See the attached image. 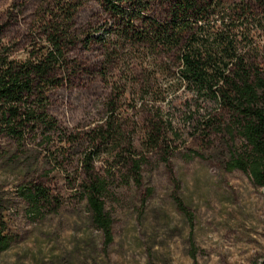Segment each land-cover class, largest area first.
I'll list each match as a JSON object with an SVG mask.
<instances>
[{"label": "rangeland", "instance_id": "rangeland-1", "mask_svg": "<svg viewBox=\"0 0 264 264\" xmlns=\"http://www.w3.org/2000/svg\"><path fill=\"white\" fill-rule=\"evenodd\" d=\"M56 1L0 0V43L26 57ZM75 2L65 81L47 92L64 134L46 142L37 131L21 144L0 134V220L9 239L0 264H264V187L234 165L245 141L231 115L173 83L176 66H149L102 0ZM142 72L152 76L149 87L132 83ZM115 82L127 92L111 111ZM110 115L122 134L94 160L107 180L108 243L81 185L88 131ZM133 157L142 159L139 182ZM37 185L48 193L38 210L20 193Z\"/></svg>", "mask_w": 264, "mask_h": 264}, {"label": "trees", "instance_id": "trees-1", "mask_svg": "<svg viewBox=\"0 0 264 264\" xmlns=\"http://www.w3.org/2000/svg\"><path fill=\"white\" fill-rule=\"evenodd\" d=\"M102 2L115 19L122 21L119 36L143 47L149 66L161 72L176 66L178 71L170 79L173 83L231 115L245 141L233 153L234 165L255 185L264 187V0H155V5L143 0ZM77 9L75 0L50 4L43 40L24 58L13 56L0 43V134L11 136L19 144L37 131L46 142L52 135L64 134L47 110V92L65 81L67 52L75 42L71 26ZM4 28L0 24V37ZM142 73L144 76L132 83L149 87L152 76ZM112 87L107 103L111 111L123 103L127 92L117 82ZM115 120L110 115L88 131L92 149L84 153L88 167L81 185L92 222L104 232L108 243L113 240V219L104 199L107 180L95 172L94 160L103 144L122 134ZM70 141L77 139L64 142ZM131 162L139 182L142 159L133 157ZM20 193L37 210L48 195L38 185ZM8 246L0 220V252Z\"/></svg>", "mask_w": 264, "mask_h": 264}]
</instances>
